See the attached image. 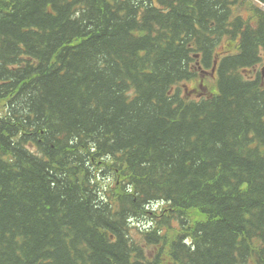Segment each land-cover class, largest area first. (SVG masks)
Listing matches in <instances>:
<instances>
[{
  "label": "trees",
  "instance_id": "16d2710c",
  "mask_svg": "<svg viewBox=\"0 0 264 264\" xmlns=\"http://www.w3.org/2000/svg\"><path fill=\"white\" fill-rule=\"evenodd\" d=\"M259 2L0 0V264H264Z\"/></svg>",
  "mask_w": 264,
  "mask_h": 264
},
{
  "label": "rangeland",
  "instance_id": "374dc122",
  "mask_svg": "<svg viewBox=\"0 0 264 264\" xmlns=\"http://www.w3.org/2000/svg\"><path fill=\"white\" fill-rule=\"evenodd\" d=\"M244 15H246V12L243 13ZM262 69V67H258L257 68ZM215 74L210 72L207 73H200L198 75V78H196L195 80H193L192 82H188L186 84H184L183 87V91L187 92L188 97L191 98H198L201 96H210L212 95L211 92L213 91L212 89L215 88V79H214ZM205 85V86H204ZM202 89V90H201ZM200 90V92H198ZM210 92V93H209ZM133 234L136 238H140V236L137 234L136 230H133ZM174 234L171 233V236H173ZM156 249V247H151L149 248V252H153ZM248 264H256L255 261L251 260Z\"/></svg>",
  "mask_w": 264,
  "mask_h": 264
},
{
  "label": "bare ground",
  "instance_id": "6f19581e",
  "mask_svg": "<svg viewBox=\"0 0 264 264\" xmlns=\"http://www.w3.org/2000/svg\"><path fill=\"white\" fill-rule=\"evenodd\" d=\"M128 94V93H127ZM71 154V153H70ZM70 162V161H69ZM60 165V164H59ZM73 171V170H72ZM113 176V175H112ZM98 180V179H97ZM102 187V186H101ZM104 190V189H103ZM106 200V199H105ZM105 202V201H104ZM159 202V201H158ZM146 207V206H145ZM143 213V212H142ZM145 214V213H144ZM138 219V218H137Z\"/></svg>",
  "mask_w": 264,
  "mask_h": 264
}]
</instances>
